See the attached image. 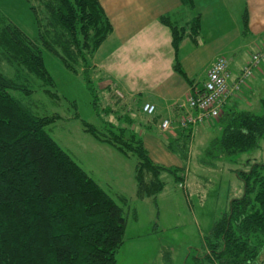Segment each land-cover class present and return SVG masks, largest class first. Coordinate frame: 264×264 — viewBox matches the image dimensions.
Wrapping results in <instances>:
<instances>
[{"label": "trees", "instance_id": "1", "mask_svg": "<svg viewBox=\"0 0 264 264\" xmlns=\"http://www.w3.org/2000/svg\"><path fill=\"white\" fill-rule=\"evenodd\" d=\"M26 1L37 15L40 29L36 36L0 16V264H117L129 222V198L119 194L116 199L91 177L46 129L62 116L36 114L12 93L32 94L34 90L2 69L5 64L18 73L35 75L43 85L54 86L42 54L44 45L89 83L95 78V54L113 26L99 0H36L38 6L32 3L35 0ZM181 1L194 6V0ZM39 6L46 14L44 22L37 14ZM200 19L196 16L186 30L174 25L168 15L161 17L171 27L174 70L191 84L180 63L179 49L187 35L199 32ZM242 22L244 33L247 9ZM105 80L104 76L98 79ZM114 85L112 81L103 88L111 92ZM44 90L58 96L49 88ZM119 103L116 107L110 103L105 109L106 115L117 112L119 124L105 120L102 128L82 119L83 129L124 156L135 158L136 197H152L157 205V196L166 184L162 173L169 172L176 183H185V167L154 161L142 135L133 128V112ZM144 104L141 110L146 122L160 121V127L165 118L159 120L156 105L148 114ZM261 109V113L224 109L212 120L221 134L211 140L208 151L235 161L237 155L257 148L264 137V98ZM183 114L166 117L174 128L160 133L169 151L187 159L194 126L179 125ZM235 172L243 182V194L230 200L206 237L204 254L194 256L193 264H264V161ZM132 219H138L135 210Z\"/></svg>", "mask_w": 264, "mask_h": 264}, {"label": "rangeland", "instance_id": "2", "mask_svg": "<svg viewBox=\"0 0 264 264\" xmlns=\"http://www.w3.org/2000/svg\"><path fill=\"white\" fill-rule=\"evenodd\" d=\"M206 7L205 33L209 35L222 33L226 27L240 22V3L233 0L231 8H235L215 23L211 10L216 9L217 0H202ZM34 5L39 4L36 0ZM26 0H0V16L14 21L29 35L39 32L37 15L30 10ZM40 19L44 22V8L39 6ZM223 14V11H220ZM235 13H239L238 16ZM242 40V37L240 38ZM45 65L54 78V86L46 84L26 72L18 73L15 68L2 64L6 73L24 80L33 89L32 94L21 90L12 91L13 95L26 103L36 114L51 115L58 113L62 117L47 126L51 136L67 150L75 160L93 177L110 195L124 194L129 198V222L124 236V243L117 252V264H193L194 256L203 255L206 237L215 223L227 211L229 202L243 194V182L235 170H249L256 163L264 161V137L257 148L236 156L235 161L218 158L209 152L211 140L221 134L216 124L209 127L208 120L195 127L189 146L187 159L179 156L181 165L185 167V187L176 183L172 174L162 173L166 182L165 188L157 196V205L153 198L138 199L136 197V181L134 178L135 158L127 157L111 145L96 140L84 131L82 119L102 127L104 121L119 124L117 112L105 114L108 105L119 103L121 107L126 100L121 90L119 96L111 97V92L101 86L100 74L87 82L84 76L69 70L61 58L48 47L41 46ZM258 49V48H257ZM248 45L242 54L246 58L257 50ZM228 57L229 52H224ZM254 75L243 86L250 105L240 99L239 109H248L261 113V99L264 98V58ZM131 70L130 68H128ZM94 72V71H93ZM115 83L114 76H110ZM49 88L58 96H51L44 89ZM139 97H147L144 92ZM119 98V99H117ZM113 99V101L111 100ZM115 100V101H114ZM116 110V109H115ZM140 133L139 128L136 130ZM157 133V131H156ZM161 137V133H157ZM165 135V134H164ZM176 165V164H172ZM138 219H132L133 211Z\"/></svg>", "mask_w": 264, "mask_h": 264}, {"label": "crops", "instance_id": "3", "mask_svg": "<svg viewBox=\"0 0 264 264\" xmlns=\"http://www.w3.org/2000/svg\"><path fill=\"white\" fill-rule=\"evenodd\" d=\"M201 1L194 0L192 7L183 4L181 0H99L113 26V32L97 50L93 70L106 77L107 81L101 82L102 87L113 81L111 75L116 78L111 97L124 98L119 96L121 90L124 92L126 100L121 107L133 112V128H139L153 160L168 166H181L182 163L177 154L169 151L163 136L157 135L161 131L160 121L146 122L147 118L141 110L142 104L154 103L159 120L186 113L181 104L188 95L203 87L208 69L218 56H225L224 52H229L228 57H225L236 76L251 57V54L243 57V48L253 45L258 51L264 45V0H237L241 4L237 9L240 12V22L224 28L226 31L220 34L209 36L205 33L207 6ZM217 1L220 5L211 10V13L215 23H220L235 8L230 6L233 0ZM245 9L248 12V28L243 33L242 18ZM235 14L238 16L239 13ZM163 15H168L174 25L184 26L186 30H190L187 25L196 16L201 18L199 32L187 35L179 49L180 63L193 84L174 70L175 52L171 27L161 22ZM261 63L262 61L260 65ZM130 66L131 70L128 69ZM261 69L263 72L264 69ZM144 92L147 97H139ZM240 99H247L242 90L229 99L225 109H239ZM245 105H250V102L247 100ZM208 125L211 127L216 124L208 120ZM195 130L194 128L193 135Z\"/></svg>", "mask_w": 264, "mask_h": 264}, {"label": "built area", "instance_id": "4", "mask_svg": "<svg viewBox=\"0 0 264 264\" xmlns=\"http://www.w3.org/2000/svg\"><path fill=\"white\" fill-rule=\"evenodd\" d=\"M263 57L264 45L252 54L240 73L233 77L228 60L224 56H218L208 69L203 88L188 95L181 104V107L186 109V113L179 118V125L188 128L205 120L218 119L229 98L238 93L248 79L253 76ZM143 110L152 114L155 104L146 102L143 105ZM160 128L164 132L172 131L174 128L172 120L170 118L163 119ZM180 185L183 186V184Z\"/></svg>", "mask_w": 264, "mask_h": 264}]
</instances>
